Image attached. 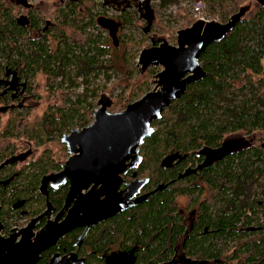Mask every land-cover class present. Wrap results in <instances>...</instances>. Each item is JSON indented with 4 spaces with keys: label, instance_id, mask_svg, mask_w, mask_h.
<instances>
[{
    "label": "trees",
    "instance_id": "16d2710c",
    "mask_svg": "<svg viewBox=\"0 0 264 264\" xmlns=\"http://www.w3.org/2000/svg\"><path fill=\"white\" fill-rule=\"evenodd\" d=\"M192 1L207 2L213 12L214 5L219 4L224 10L221 23L246 6H241L243 0H230V6L228 0ZM251 1L253 4L234 30L200 56L199 63L208 76L189 85L186 94L152 124L155 132L140 148L143 160L138 175L150 177L153 185L166 184L175 173L159 167L162 158L178 154L194 164L200 150L217 149L229 137L237 145L239 137L245 140L241 148L218 165L154 194L148 202L111 223L113 227L105 235H123L143 247L138 254L139 263H169L178 238H182L183 257L190 264H264V225L258 223V216L264 215V182H260L264 181V137L257 138L264 131V101L249 88L250 100L236 105L238 96L233 92L235 79L245 72L261 76L258 89L264 87V0ZM64 3L66 7L57 10V20L49 22L33 8H27L25 1L19 24L16 20L20 9L15 3L0 0V72L5 67L9 73L18 72L28 95L34 78L38 74L44 76L47 94L57 98V102L29 129L37 131L35 136L30 134V139L39 144L50 142L51 147L60 145L63 134L89 126L95 111L92 100L98 96V88H90V78L97 79L103 73L109 78L110 71L120 72V82L126 88L130 86V97L135 98L149 92L150 81L158 72L149 68L140 74L132 66L127 51L130 44L124 42L122 35L119 47L112 41L84 37L83 26H95L93 23L99 19L97 14V20L91 17L92 3ZM74 3L87 7L92 23H78ZM171 3L175 1L162 0L161 7ZM147 4L140 8L144 11L145 28L151 21L150 33L154 15ZM135 17L136 14L125 12L119 19L121 24L116 23L122 28L132 24ZM110 54L114 55L113 62L102 61ZM82 85L84 89L79 92ZM246 89L243 86L238 92ZM27 121L28 113L12 112L7 120L12 125L7 130L8 137H12L17 124L25 127ZM46 163L52 166V162ZM51 168H43L42 172ZM180 198L186 200L187 212L196 211L189 221L179 214L176 203Z\"/></svg>",
    "mask_w": 264,
    "mask_h": 264
},
{
    "label": "water",
    "instance_id": "95a60500",
    "mask_svg": "<svg viewBox=\"0 0 264 264\" xmlns=\"http://www.w3.org/2000/svg\"><path fill=\"white\" fill-rule=\"evenodd\" d=\"M248 10L249 7L241 8L225 23L196 20L189 27L176 33L175 46L164 39L151 38V46L140 52L136 66L140 74H144L149 68H161L151 82L154 88L118 113L108 111L112 106V100L102 94L97 101L98 108L93 113V123L81 131L72 130L63 137L62 142L67 146L71 157L59 174L43 179L42 183L45 184L43 187L50 181L56 179L63 181L68 178L71 196L82 199L77 207L84 210L83 216H77L76 219L83 220L88 227L146 201L147 195L135 197L140 194L148 180L135 179L124 190L118 192L123 183L122 176L137 169L142 163L140 148L155 132L152 124L159 121L164 111L169 110L174 102L186 94L189 85L208 76L199 63L200 56L208 46L222 41L229 35ZM97 24L108 31L114 46L117 47L119 25L105 18H99ZM150 25L151 21L148 22L145 33L149 31ZM6 110L7 108L0 109L3 112ZM178 157L181 159L180 155L174 154L162 164ZM209 162L210 159L205 160L198 168L179 175L178 179L196 173ZM90 186L91 190L85 196H81L82 190ZM163 187L165 186L160 185L154 192L160 191ZM102 196L104 200H100ZM67 222L69 220L64 224H68ZM47 229L48 226L39 233V238L50 236L51 230L46 231ZM22 235L19 244L9 240L2 241L0 238V264H21L22 261L31 264L37 259L44 246H40L39 242L30 241L32 237L30 230L23 231ZM58 236L59 234L53 238ZM126 257L120 255L116 260L119 259L122 264V259ZM131 262L132 259L129 264Z\"/></svg>",
    "mask_w": 264,
    "mask_h": 264
},
{
    "label": "flooded vegetation",
    "instance_id": "af4514ba",
    "mask_svg": "<svg viewBox=\"0 0 264 264\" xmlns=\"http://www.w3.org/2000/svg\"><path fill=\"white\" fill-rule=\"evenodd\" d=\"M66 1L68 0H60V2ZM7 2L15 3L17 9H21V11L25 5V0H7ZM17 17L16 21L21 22L22 20L18 19L22 17V12L17 13ZM144 34H149V31ZM151 38L153 37H149L150 43ZM28 96L30 95L26 94L23 89L20 74L18 72L9 73L5 67L3 73L0 72V109L7 108L4 112L0 111V167L5 164L0 168V238L2 241L9 240L19 244L23 238V231L30 230L32 233L30 241L32 243L39 242L40 246H44L37 259L31 264H121L119 259L116 260L120 255L127 256L126 259H122V264H129L131 259L133 262L131 264H143L138 262V254L143 250L141 245L135 241L127 240L123 235H105L106 231L112 229L111 223L117 217L148 202L154 194L186 179L188 176L181 179L178 177L186 171L198 168L205 160L210 159L208 165L191 175L198 177L204 169L218 165L227 156L237 151L239 146L241 148V143L245 140L239 137V141H241L237 145L231 143L232 138L229 137L217 149L200 150L194 159V164L190 160L188 161L187 156H181V159L175 158L165 164L162 162L173 155L162 158L159 167L175 173L174 178L166 184L160 182L153 185L150 177L139 176L138 169L141 167V163L137 169L128 171L126 175L122 176L123 183L118 192L124 190L135 179H146L148 183L135 197L147 195L146 201L88 227L83 220L76 219L77 216H83L82 211L84 210L77 207L78 202H81L82 199L78 196H71V184L68 178L63 181L57 179L50 181L45 187H43L45 184L42 183L45 177L59 174L63 165L71 157L62 139L72 130L61 136L60 145L52 147L49 145L52 144L50 142L49 144H39V142L36 143V140L30 139V134L35 136L37 131L34 129L31 131L29 128L26 131L27 128L23 124L15 126L16 128L11 132V138L7 135L8 128L12 127L7 120L14 111L22 113L27 110L23 103ZM3 116L5 117L4 122H2ZM84 128L75 129L81 131ZM25 135L27 138L24 137ZM254 139L257 140V138ZM23 144L27 146L25 149H22ZM47 161L52 162V166L47 165ZM48 167L52 168L42 172L43 168ZM170 182L172 183L169 185ZM160 185L165 187L154 192ZM90 190L91 186L82 190L81 196H85ZM100 200H104V196L100 197ZM178 201L179 199L176 205L179 214L188 221L191 220V217L194 218L196 211L187 212L186 207L181 208ZM73 218L75 219L71 221ZM67 220H69L68 224H64ZM47 226L49 229L46 231L51 230V233H48L50 236L45 235L46 237L39 238V233ZM57 234L59 236L53 238ZM182 244V238H178L174 256L169 263L160 261L155 264H190L183 257ZM21 264L25 263L22 261Z\"/></svg>",
    "mask_w": 264,
    "mask_h": 264
},
{
    "label": "rangeland",
    "instance_id": "374dc122",
    "mask_svg": "<svg viewBox=\"0 0 264 264\" xmlns=\"http://www.w3.org/2000/svg\"><path fill=\"white\" fill-rule=\"evenodd\" d=\"M93 4V8L91 11V17L93 20H97L99 16H112L113 21H117L118 24L119 19L124 15V13H134L136 14L135 20L132 21V24L123 25L122 28H119L117 33L118 37V47L119 42L121 41L119 37L122 35L124 42L128 41L129 48H128V55L131 60L132 66H134L137 71V61L140 52L143 49L149 48L151 46L149 37H153L154 39H164L170 45L175 46L176 44V33L179 30L185 29L189 27L193 22L191 8L192 6L201 5L204 6L205 11L209 14L210 21H217L220 22L221 14L224 10L220 7L219 4H215L216 11L213 12L207 2L200 1L196 3L192 0H172L175 3L168 4L167 6L161 7L162 0H137V4L131 2L129 0H87ZM148 3V7L153 10L154 20L152 22L151 31L149 34H144L143 29L146 26V19H143L144 11L141 9L144 4ZM26 7L33 8L36 11V14L43 16L49 22L56 21V15L58 9H64L66 4L63 2H59L58 0H26ZM76 4V13L74 14L77 17L78 23L83 26L87 25L89 22L92 23L89 14V10L84 5ZM253 3L251 0H243L241 6L246 5L245 7L251 6ZM230 0L227 1V6H230ZM141 7V8H140ZM240 7V6H239ZM24 9L18 11V13L23 12ZM238 10H236L237 12ZM95 14L98 16L95 18ZM74 17V16H73ZM72 17V18H73ZM221 23V22H220ZM95 26L84 27L83 26V33L84 37L88 35L92 36L93 38H97L100 42L112 40L109 38L108 31L101 29L96 23H93ZM121 27V26H120ZM68 30V29H67ZM69 33V30L66 32ZM32 36V35H30ZM128 38V39H125ZM122 39V38H121ZM102 61L105 63L113 62L114 55H107L105 56ZM157 73L161 71V68H154ZM136 71V70H135ZM121 76L120 72H109V78L105 76V74H100L97 79L90 78V88H98V96L92 100L94 110H96L97 104L96 102L99 99V96L102 94L107 95L112 100V106L108 110L110 113H118L124 111V109L129 105L132 104L139 99H141L144 95H139L138 97L131 98L130 97V86L125 87L124 83L120 82L119 77ZM153 78L149 84V91H151L154 86L151 84ZM261 80V76L251 75L249 72H245L237 76L235 79L233 92L237 93V99L234 101V104H238L240 101H249L251 91L249 88L252 89L254 94L260 96V98L264 101V87L262 89H258V82ZM242 82V83H241ZM246 86L248 89L243 90L241 93L238 90ZM84 89L83 85L79 88V92H82ZM104 89H109L111 92H102ZM71 92L70 90H67ZM73 92V91H72ZM65 93V92H63ZM78 93V91H76ZM66 94V93H65ZM74 98V96H73ZM57 98H50L47 94V89L45 87V78L43 75L38 74L33 80V89L26 98L25 102L23 103L24 106L27 107V110H24V113H28V121L25 124V127L30 128L33 122L37 119L41 118L43 114H45L50 106H54L56 104ZM252 103V102H251ZM264 111V108L261 109ZM2 122L5 121V117H2ZM90 122L89 125L93 123V115L89 118ZM264 137V131L260 132L258 135V139ZM261 142V141H259ZM20 143V142H19ZM22 149H25L27 146L24 144L22 145ZM260 182H264L263 179ZM259 192V189H258ZM261 196L258 197L260 199ZM180 207L184 208L186 205V200L184 198L179 199ZM258 223L264 225V215L260 214L258 216Z\"/></svg>",
    "mask_w": 264,
    "mask_h": 264
},
{
    "label": "built area",
    "instance_id": "2783aa9c",
    "mask_svg": "<svg viewBox=\"0 0 264 264\" xmlns=\"http://www.w3.org/2000/svg\"><path fill=\"white\" fill-rule=\"evenodd\" d=\"M191 14L193 17V20H202L204 22H210V16L209 14L205 11L204 6L201 5H196V6H192L191 8ZM99 18H105L107 20H112V16L110 17H106V16H100ZM113 21V20H112ZM98 25V24H97ZM101 28V27H100ZM102 29V28H101ZM104 30V29H103ZM106 31V30H105ZM109 34V33H108ZM110 38V36H109ZM111 39V38H110Z\"/></svg>",
    "mask_w": 264,
    "mask_h": 264
}]
</instances>
